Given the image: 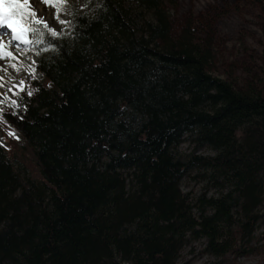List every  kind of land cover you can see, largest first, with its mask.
<instances>
[{
  "label": "trees",
  "instance_id": "trees-1",
  "mask_svg": "<svg viewBox=\"0 0 264 264\" xmlns=\"http://www.w3.org/2000/svg\"><path fill=\"white\" fill-rule=\"evenodd\" d=\"M84 2L57 37L40 26L32 95L0 119V264H179L201 240L244 255L264 220V56L225 80L209 40L176 39L173 0Z\"/></svg>",
  "mask_w": 264,
  "mask_h": 264
},
{
  "label": "rangeland",
  "instance_id": "rangeland-1",
  "mask_svg": "<svg viewBox=\"0 0 264 264\" xmlns=\"http://www.w3.org/2000/svg\"><path fill=\"white\" fill-rule=\"evenodd\" d=\"M84 1L67 0L64 6L67 10L62 11L61 18L70 22V11L83 10ZM35 8L38 10V17L57 30L58 35L67 29L69 23L60 24L53 18L55 11L53 8L46 7L39 0L35 3ZM167 10L174 23L176 39L190 29L192 33H195L194 37L211 42L216 53L211 67V73L214 76L241 83L249 80L251 73L260 72L264 56L261 29L264 16L254 0H173ZM3 29L5 30L3 33H8L4 39L7 41L11 33L9 29ZM11 50L19 57L18 61H15L19 71L10 66L12 61L0 60V66H2L0 77H3L0 93L4 94L0 97V100H3L0 107L19 113L24 110L22 98L29 91L32 80L34 46L23 54L14 46ZM21 79L26 81L25 91L17 90V94L14 95L9 89L19 84ZM11 100H16L17 106L9 107ZM4 134L7 135V132L2 129L0 138ZM179 152L184 156L193 153L200 156L215 154L208 148L195 150L189 142L183 143ZM194 175L183 180L182 190L185 193L199 195L205 184L194 180ZM214 194L215 190L211 189L210 195ZM236 240V248L246 250L244 255L231 253L224 258H216L205 252V240L192 241L183 248L179 264H264V220L257 227L249 244L242 243L239 237H236Z\"/></svg>",
  "mask_w": 264,
  "mask_h": 264
},
{
  "label": "snow or ice",
  "instance_id": "snow-or-ice-1",
  "mask_svg": "<svg viewBox=\"0 0 264 264\" xmlns=\"http://www.w3.org/2000/svg\"><path fill=\"white\" fill-rule=\"evenodd\" d=\"M36 2L37 0H0V29H9L11 33V38L7 41L4 40V36L8 35V33L0 34V60L12 61L13 63H11L10 66L17 72L19 68L15 61H18L19 57L11 50L13 46L23 54L32 46L44 44L45 31H42L40 26L46 30L50 37L55 38L58 36L57 30L49 26L45 20L38 17V10L35 8ZM39 2L55 10L53 18L58 23H70L61 18L62 11L67 10L64 7L67 4V0H39ZM37 55H39V53H37ZM32 63L35 64L36 61L33 60ZM35 71V68H31L32 74H34ZM33 78L35 79V75H33ZM2 82L3 77H0V86H3ZM25 87L26 81L21 79L19 84L9 89V91L15 95L17 94V90L19 92L25 91ZM3 95V93H0V97ZM27 95L31 96L32 92L28 91ZM2 103L3 100H0V104ZM13 106H17L16 100L10 101L9 107ZM7 115H19V113L12 112L5 114L3 107H0V119L7 122ZM8 135L19 139L14 131H9ZM0 143H2V141H0Z\"/></svg>",
  "mask_w": 264,
  "mask_h": 264
},
{
  "label": "bare ground",
  "instance_id": "bare-ground-1",
  "mask_svg": "<svg viewBox=\"0 0 264 264\" xmlns=\"http://www.w3.org/2000/svg\"><path fill=\"white\" fill-rule=\"evenodd\" d=\"M5 30L4 29H0V34H2L3 32H4ZM6 37L4 36V39H5ZM11 38V34L9 35V39ZM8 39V40H9Z\"/></svg>",
  "mask_w": 264,
  "mask_h": 264
}]
</instances>
